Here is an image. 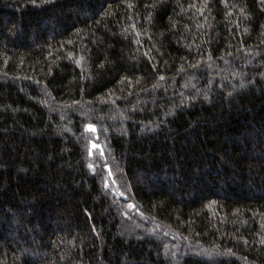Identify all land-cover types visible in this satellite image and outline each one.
<instances>
[{"label": "trees", "instance_id": "16d2710c", "mask_svg": "<svg viewBox=\"0 0 264 264\" xmlns=\"http://www.w3.org/2000/svg\"><path fill=\"white\" fill-rule=\"evenodd\" d=\"M0 264H264V0H0Z\"/></svg>", "mask_w": 264, "mask_h": 264}, {"label": "water", "instance_id": "95a60500", "mask_svg": "<svg viewBox=\"0 0 264 264\" xmlns=\"http://www.w3.org/2000/svg\"><path fill=\"white\" fill-rule=\"evenodd\" d=\"M89 125L92 126V128L94 129L93 130H90L89 129ZM87 131L90 132V133H93L95 135V139L91 141V146H90V156H93L94 152L96 150L100 151L102 156L105 155V152H104V148H103V145L101 143L98 142V139H99V135H98V128L96 125H93V124H88L87 126ZM93 145H97V147H93ZM107 170L109 171V173H111L110 175L112 176V171H111V168L110 166L107 165Z\"/></svg>", "mask_w": 264, "mask_h": 264}, {"label": "snow or ice", "instance_id": "6c2138e0", "mask_svg": "<svg viewBox=\"0 0 264 264\" xmlns=\"http://www.w3.org/2000/svg\"><path fill=\"white\" fill-rule=\"evenodd\" d=\"M161 79H163V77H161ZM88 127H89L90 130H93V131H94V129L92 128L91 125H89ZM93 147H97V145H93ZM89 167H92V165H89ZM110 174H111V173H110ZM130 207H134V206H131V205H130Z\"/></svg>", "mask_w": 264, "mask_h": 264}, {"label": "rangeland", "instance_id": "374dc122", "mask_svg": "<svg viewBox=\"0 0 264 264\" xmlns=\"http://www.w3.org/2000/svg\"><path fill=\"white\" fill-rule=\"evenodd\" d=\"M120 194V193H119Z\"/></svg>", "mask_w": 264, "mask_h": 264}]
</instances>
